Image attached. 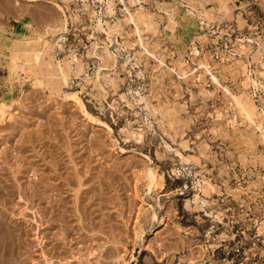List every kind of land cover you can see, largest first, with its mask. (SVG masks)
Here are the masks:
<instances>
[{"label": "rangeland", "instance_id": "obj_1", "mask_svg": "<svg viewBox=\"0 0 264 264\" xmlns=\"http://www.w3.org/2000/svg\"><path fill=\"white\" fill-rule=\"evenodd\" d=\"M10 1L0 0V12L3 10L4 15L0 13V21L5 23L0 30V101L16 100L13 120L18 119L21 123L12 120L7 126L2 125L6 129L3 127L0 131V151L11 144L8 141L12 140L10 122L20 126L25 120L24 126L29 130L41 124L44 126L46 122L49 126L45 124L44 128L48 126L52 132L47 134L49 140H46L56 144L58 151H63L69 176L74 177L78 169L83 174H88L89 170L88 176L94 174L92 180L98 184L95 188L103 187L108 192L106 206L97 210L95 221L97 225L102 219L106 222L104 233L92 232L88 223L83 228L76 219L72 223V235L65 240H59L60 237L53 243L42 240L43 233L49 231L38 226L39 206L22 200L19 193L10 196L7 205L0 208L21 222L24 233L20 255L26 260L23 264H173L179 256L180 264H210L219 254L223 260V253L239 251L238 264H258L256 258L262 254L264 241V141L260 136L261 132L264 133V0H113V14L107 8L108 0H90L95 1L92 6L97 12L93 19L87 12L77 10V4L83 6L82 0H70L67 2L69 8H66L70 26L65 36L69 37L66 45L62 42L67 47L72 46L74 53L86 55L94 41L100 46L105 45L107 36L96 27L99 17L104 29L108 30L104 23L113 24L115 20L128 16L126 8L135 11L141 5L153 21L150 28L140 26L144 47H147L142 46L134 26L123 22L124 28L115 36L121 45L120 56L125 58L124 66L110 69L104 66L105 69L100 71L105 77L99 85L94 78L99 62L91 59V55L87 56L81 75L76 74V68L70 71L68 87L58 83L55 63L70 55L69 48L67 55L62 52L56 56L53 53L55 58L43 55L39 62L30 56L35 50L31 51L27 58L30 66L18 69V76H15L18 86L16 84L9 95L8 59L12 55V40L40 32L42 41L53 47L60 37L54 38L43 32V19L35 25L27 16L10 9ZM21 2L23 7L28 5V9L38 14L51 13L57 19H65V14L54 5L64 6L63 0ZM168 2L172 4L167 5ZM76 10L81 13L80 19H76ZM89 36H94L95 40ZM2 38L10 42L6 43ZM130 42L134 46L129 45ZM33 46L36 50L46 48L44 43H34ZM172 68L177 69L182 77H178ZM210 72L238 95V101L214 83ZM186 73L187 77L183 76ZM72 92L79 93L82 104L67 97ZM18 103L23 104L22 108ZM245 104L248 112L240 107ZM250 104H255L254 109ZM34 105L40 106L37 107L41 111L38 117L31 113L37 109L33 108ZM42 108L47 112H42ZM128 120H138L139 124L137 121L136 126H126ZM127 127L132 132L134 129L139 136L121 132ZM18 132L21 135L23 128ZM14 160L17 159L13 158L10 163ZM149 170L155 172L158 180L151 190L145 174ZM139 177L145 178L139 181ZM176 178H180L183 195L178 192L173 197L170 195L162 211L166 207L172 215L161 217L158 205L169 192L165 191L167 183H173ZM69 192L68 199L72 204L74 191ZM0 196L4 195L0 192ZM175 203L178 209L172 212ZM70 209L74 211L75 207L70 206ZM185 211L191 217L189 222L183 219ZM153 212H157L156 217ZM144 218L152 220L153 225L142 234ZM52 231H59V226ZM112 231L116 235L115 243L109 237ZM52 244L56 247L53 248ZM242 244L245 250L238 248ZM222 260L217 264H224Z\"/></svg>", "mask_w": 264, "mask_h": 264}, {"label": "bare ground", "instance_id": "obj_2", "mask_svg": "<svg viewBox=\"0 0 264 264\" xmlns=\"http://www.w3.org/2000/svg\"><path fill=\"white\" fill-rule=\"evenodd\" d=\"M22 0H12L11 3V7L9 5V8L15 10L18 14H20L21 16H27L31 23H34L36 25L39 24L38 21L41 19L44 20L45 22V27L43 29V27H39L41 25L38 26L39 28L43 29V32H48L50 35L54 36V38L59 37V39L55 40V46L51 44H47L44 41H42V36L41 34L37 33L35 36H26L24 37V39H20L17 38L15 40H12V44H13V48H12V55H11V59L9 60V77H8V81H9V95L11 94L13 88L16 87L17 82L15 81V76H18V69H22V68H26V65L28 64L27 58L28 56L31 54V51L35 50V53H33L32 56L35 60H37L38 62L40 61V59L47 55L52 56L53 53L56 56L58 53H64V55L68 54L70 52L69 56H63V59H61V61L56 62V73H58V77H56V79L59 81L58 83L65 85L66 87H68L69 84V74L70 71L74 68H76V74L77 75H81V72L84 70L85 65L84 64V60L87 59V56L91 57V59H96L99 62V69L97 71L94 72V78H95V83H98L99 85H101V80L102 78H104L101 75V71L100 70H104V66L105 67H110L114 68V67H118V66H124V61L125 58H122L120 55L121 52V45L119 44L118 40L116 39L115 34L116 33H120L119 31L121 29H123V22L128 23L127 25H133L134 26V30L136 33H138L139 35V40L142 44V46L144 47V43L142 40V36H141V30H140V26L142 25H147V28H150V23L153 22L151 20V17H149V14L147 13V11L145 10V8L141 5L139 6L135 11H131L129 8H126L127 11V15L123 17L122 19H117L115 20V22L113 24H109L110 22L104 23L106 26L108 25V30L104 29V25H103V20L99 17L97 21V28L98 31L101 30V33L105 34L107 36V42H105L104 46H100L99 43L97 41L92 42V44L90 45V49L88 51H86V55H80L74 53V50H71L72 46H65L66 45V40L69 37H65L67 36V31H68V27L69 25V19L70 17H68L66 15L67 11L66 8H69L67 2H69L70 0H63V3H65V5H60L58 3H54L55 8L58 11H61L62 13L65 14V19H60V17L57 19L53 16V14H44V13H36L35 11L28 9L26 6L23 7V4L21 2ZM26 2L29 3H38V1L40 0H24ZM52 1V0H51ZM62 1V0H61ZM75 1V0H74ZM83 1V6L80 7L77 6V10L84 11L85 13L87 12L88 14L92 15V19L93 17L97 14V12L95 11V9H93L92 3H94L93 1L91 2L90 0H82ZM122 1V0H121ZM9 2V1H8ZM73 2V1H72ZM9 3V4H10ZM24 3V2H23ZM52 3V2H51ZM134 3V2H133ZM67 4V5H66ZM167 5L172 4L171 3H166ZM4 5V4H3ZM30 5V4H29ZM32 5V4H31ZM39 5V4H38ZM5 6V5H4ZM37 6V5H36ZM113 0H108V9H109V13L113 14L114 10H113ZM1 7V6H0ZM34 7V6H33ZM3 8V6H2ZM6 8V7H5ZM168 8V7H167ZM171 8V7H170ZM13 10L11 13H13ZM35 10V9H34ZM38 10V8H37ZM78 12L77 14L75 13L76 19H80V12ZM3 11V10H2ZM2 11L1 16L2 15ZM100 11V10H99ZM167 12V9L164 10V12ZM6 12V10L4 11ZM105 12V11H104ZM103 12V13H104ZM10 13V14H11ZM80 13V14H79ZM218 13V12H217ZM4 14V13H3ZM8 15V13H6ZM167 14V13H166ZM13 15V14H12ZM55 15V14H54ZM83 15V14H82ZM89 15V16H90ZM16 16V13H15ZM58 16V15H57ZM70 16V15H69ZM73 16V15H72ZM170 16V15H168ZM17 18V17H16ZM20 18V17H19ZM24 18V17H23ZM104 18V17H103ZM107 18V17H106ZM170 18V17H169ZM71 19H73L74 22V16L71 17ZM72 21V20H71ZM108 21V20H107ZM1 22V21H0ZM5 22V21H4ZM155 22V21H154ZM174 22V21H173ZM172 22V23H173ZM246 23V22H245ZM174 24V23H173ZM1 29H2V25H5V23L3 24L1 22ZM8 25V24H7ZM43 25V24H42ZM149 25V26H148ZM157 24H155L156 26ZM22 26V25H21ZM125 26V25H124ZM132 26V27H133ZM196 26V25H195ZM151 27L154 28V25ZM167 28H170V25H166ZM6 28V27H4ZM95 28V27H94ZM133 29V28H132ZM156 29V27H155ZM12 30V29H11ZM45 30V31H44ZM31 31V30H30ZM170 32H172L171 30H169ZM18 32V31H17ZM100 32V31H99ZM1 33V32H0ZM45 35V34H44ZM69 35V34H68ZM193 35V34H192ZM19 36V35H18ZM96 37V36H95ZM63 38H65V40H63ZM90 39L95 40L94 36H89ZM3 39V38H2ZM44 39V38H43ZM98 39V38H97ZM105 39V38H104ZM127 39V37H126ZM6 43L10 42V40H4ZM46 41V40H45ZM64 41L65 45H64ZM103 41V40H102ZM193 41V40H192ZM77 42V41H76ZM75 42V43H76ZM80 42V41H79ZM35 44H39V43H44V50L38 49L36 50L33 45ZM73 43V42H72ZM78 43V42H77ZM53 44V43H52ZM140 44V43H139ZM147 44V43H146ZM47 45V46H46ZM68 45V44H67ZM129 45H133L134 44L132 42L129 43ZM126 46V45H124ZM79 47V46H78ZM89 47V46H88ZM147 47V46H146ZM144 47V48H146ZM194 47V46H193ZM67 48H69V52L67 53ZM262 48V47H261ZM52 49H54V52L52 51ZM115 51L118 53L116 54ZM148 52L149 55H152L151 52H149V50H146ZM263 51V50H262ZM2 52V51H1ZM3 53V52H2ZM85 54V53H83ZM138 54V53H137ZM53 55V56H54ZM6 56V55H4ZM9 56V55H8ZM52 56V57H53ZM55 56L53 58H55ZM256 56V55H255ZM46 58V57H45ZM52 58V59H53ZM71 58V59H69ZM129 55L126 57V60H128ZM90 59V58H88ZM5 60V59H4ZM11 60V61H10ZM159 60L162 62V59L159 58ZM20 61H22L20 63ZM52 61V60H51ZM55 61V60H54ZM57 61V60H56ZM63 61V62H62ZM260 61V60H259ZM7 62V61H6ZM53 62V61H52ZM51 63V62H50ZM264 63V62H263ZM7 64V63H6ZM37 64V63H36ZM52 64V63H51ZM53 65V64H52ZM173 65V64H172ZM30 66V65H29ZM55 66V65H54ZM168 66V65H167ZM51 67V66H50ZM44 68V67H43ZM54 68V67H53ZM20 69V70H21ZM170 69V68H169ZM168 69V70H169ZM173 72L180 77L181 75L179 74L180 72L177 71V69L174 70ZM171 69V70H172ZM263 72V71H262ZM23 73V72H22ZM51 74V73H50ZM53 74V73H52ZM169 74V73H168ZM1 75V74H0ZM5 75V74H4ZM20 75V73H19ZM46 75V74H44ZM57 75V74H56ZM180 75V76H179ZM40 76V75H39ZM107 76V75H106ZM185 77H187V73L185 75H183ZM210 76L211 79L214 81V83L216 82V84H219V87L221 86L222 89H224V91L227 92V94H229L231 96V98L235 99L236 101H238V95H235L233 92L230 91V87L229 86H225L222 85L219 82V79L217 78V76L210 72ZM21 77V76H20ZM34 77V76H33ZM43 77V76H42ZM52 77V76H50ZM109 77V76H108ZM111 77V76H110ZM182 77V76H181ZM190 77V76H189ZM219 77V76H218ZM30 78V77H29ZM39 78V77H38ZM32 78H30L29 80H31ZM51 79V78H50ZM53 79V77H52ZM21 80V79H19ZM24 80V79H23ZM21 80V81H23ZM26 80V79H25ZM27 80V81H29ZM45 80V79H44ZM43 80V81H44ZM112 84H114V80L112 78L108 79ZM24 82V81H23ZM31 82V81H30ZM48 82V81H47ZM49 82L51 83V81L49 80ZM48 82V83H49ZM53 82V81H52ZM56 82V81H55ZM47 83V84H48ZM57 83V84H58ZM93 83V82H92ZM103 83V82H102ZM44 84V82H43ZM46 84V83H45ZM25 85V84H24ZM56 85V84H55ZM18 86V84H17ZM48 86V85H47ZM20 87V86H19ZM33 87V86H32ZM51 87H53V83L51 85ZM59 87V86H58ZM57 87V88H58ZM62 87V86H61ZM102 87V86H101ZM38 88V87H37ZM46 88V87H45ZM50 88V87H49ZM54 88V87H53ZM51 89V88H50ZM38 90V89H37ZM44 90V89H43ZM55 90V89H54ZM53 90V91H54ZM16 91V90H15ZM33 91V90H32ZM35 91V90H34ZM42 91V90H41ZM51 91V90H50ZM32 93V92H31ZM38 93V92H37ZM207 94V93H206ZM14 95V94H13ZM56 95V94H55ZM41 96V95H40ZM150 96V95H149ZM209 96V95H208ZM8 97V96H7ZM35 97V95H34ZM38 97V96H37ZM52 97V96H51ZM67 97H69V99H72L76 102L81 103V97L79 96V93L75 92L72 94H69ZM29 98V97H28ZM19 99V98H18ZM32 99V98H31ZM35 99V98H34ZM37 99V98H36ZM143 98H140V100H142ZM145 99V98H144ZM240 100V99H239ZM16 101V100H15ZM15 101H11L8 102L6 99L0 101V131H2L4 126H7V123H9V121L12 122V120L14 119L13 116L15 117V115L12 113V111H14V102ZM25 101V100H24ZM235 101V102H236ZM251 101V100H250ZM48 102V101H47ZM244 102V101H243ZM16 103V102H15ZM33 103V102H31ZM37 103V102H36ZM53 103V102H52ZM83 103V102H82ZM81 103V104H82ZM248 104V102H246ZM39 104V103H38ZM147 104V103H146ZM19 106L23 105V104H19ZM25 105V104H24ZM27 105V104H26ZM148 105V104H147ZM244 105V104H243ZM255 106V104H253ZM252 104H250L251 108L254 109V106ZM31 106V105H30ZM146 106V105H145ZM248 106V105H247ZM249 106V107H250ZM17 107V106H16ZM27 107V106H25ZM36 106L34 105V109H36L37 107L40 106ZM42 107V106H41ZM242 108V110H246V104L245 106H240ZM19 109V107H17ZM22 108V106H21ZM20 108V109H21ZM30 108V107H29ZM32 108V107H31ZM240 108V111H241ZM250 108V109H251ZM16 109V108H15ZM249 109V108H248ZM249 109V111H250ZM251 109V110H252ZM26 110V109H25ZM28 110V109H27ZM40 109H36L33 110L31 113L35 116L38 117L41 114V111H39ZM47 112L45 111V109L42 108V112ZM85 110V109H84ZM19 111V110H18ZM28 111H31L28 110ZM21 112V111H20ZM19 112V114H20ZM25 111H23L24 113ZM179 112V111H178ZM255 112V111H253ZM18 114V115H19ZM251 114V113H249ZM17 115V116H18ZM22 115V113L20 114ZM25 115V114H23ZM28 115V114H27ZM30 115V113H29ZM44 115V114H43ZM32 116V115H31ZM47 116V115H46ZM254 116V115H253ZM21 117V118H20ZM19 118L21 119V121L23 120L22 116H20ZM26 117V116H25ZM30 117V116H29ZM28 117V118H29ZM34 117V118H35ZM120 117V116H118ZM117 117V118H118ZM250 115L247 117L249 118ZM32 118V117H31ZM44 118V117H41ZM111 118V117H110ZM116 118V119H117ZM255 118V117H254ZM26 119V118H25ZM38 119V118H37ZM135 119V118H133ZM18 120V119H17ZM13 120L14 122H20V120ZM28 120V119H27ZM32 120V119H31ZM30 120V121H31ZM34 120V119H33ZM49 120V119H48ZM67 120V119H66ZM115 120V119H114ZM249 120V119H247ZM251 120V119H250ZM25 121V120H24ZM24 121L23 125L21 127L17 125H15L16 123H12L8 125V127L11 128V126L13 127L12 130L10 131V135H11V139L9 140L11 142L10 146L6 147L4 149H1L2 151H0V192L5 196H0V207L1 205L6 206L8 203V200L10 199V196L14 195L15 193H19V197L26 201L27 203H35L37 206H39L38 208V215H39V228L43 227V229L48 228L49 232H45L43 233L42 236V240L47 239L50 240V242H54L56 241L58 238H60L59 240H65L67 239L70 235H72V232L74 230V227L72 225L73 221L78 219V221H80L82 223V226H86V223L89 224L90 226V230L94 233L97 234H101L104 233V229H103V225L106 223L105 221H101V224L99 222L100 225H97L96 218L98 217L97 215V210L101 211L104 209V207L106 206L105 203V199L107 198V194L108 192L101 187L100 189L95 188L96 186H98V184L96 185V182L94 180H92L94 174H89V170L88 174H86L84 172H80L78 169V172H76L74 175V177H70L69 176V172L68 171V164L65 163V156H63V151L61 150L58 151V149L56 148V144L50 143L49 141H47L46 139L49 140L47 134L48 133H52L49 131V125L45 122V124H47L48 126H44L41 124L39 126H37L35 129H30L28 128V126H24ZM116 121V120H115ZM113 121V123L115 122ZM118 121V120H117ZM116 121V122H117ZM129 121V120H128ZM138 120H131L129 122L126 123V126H136V122ZM29 123V121H26ZM5 123V124H4ZM33 123V122H32ZM31 123V124H32ZM60 123V122H59ZM251 123H253L254 125H256L257 128L261 129L260 125L257 124L256 122H254L253 120H251ZM14 124V126H13ZM50 124V122H49ZM139 124V121H138ZM2 125H4L2 127ZM28 125V124H27ZM33 125H35L33 123ZM63 125V124H62ZM52 126V124H51ZM158 127V126H157ZM6 129V127H4ZM20 128H23V133L20 132L21 135H19L18 131L20 130ZM26 128L27 130H29L28 132L25 131ZM139 128V127H138ZM9 129V128H8ZM19 129V130H18ZM58 129V128H57ZM69 130V129H68ZM72 130V129H71ZM61 131V130H60ZM67 131V130H66ZM135 130L130 128H123L121 129V132L126 133L128 136H139L138 132H134ZM4 134L6 131H3ZM120 132V131H119ZM0 134L2 135V132H0ZM8 134V133H7ZM54 134V133H53ZM264 133L261 132L260 136L262 137L263 141H264ZM0 135V137H1ZM68 135V133H67ZM191 135V134H190ZM5 136V135H3ZM8 136V135H7ZM51 137V136H50ZM84 137V136H83ZM2 139V138H1ZM165 139V138H164ZM5 140V139H4ZM84 140V139H83ZM166 140V139H165ZM258 140V139H257ZM3 141V140H2ZM1 141V142H2ZM7 141V139H6ZM7 141V142H8ZM51 141V140H50ZM55 141V140H54ZM94 141V140H93ZM249 141V140H248ZM61 143V142H60ZM146 143V142H145ZM144 143V144H145ZM250 143V142H249ZM3 144V143H2ZM5 144V143H4ZM8 144V143H6ZM3 146V145H2ZM6 146V145H4ZM59 147V144H58ZM85 147V146H84ZM170 147V146H169ZM253 147V146H252ZM91 148V147H90ZM71 149V148H70ZM69 149V150H70ZM97 151V150H96ZM263 151V150H262ZM16 152V154H14ZM261 152V151H260ZM263 154V153H262ZM152 155V154H151ZM14 159V162H11ZM75 158V157H74ZM162 158V157H161ZM71 161V160H70ZM163 161V160H162ZM67 162V161H66ZM5 163V165H4ZM74 163V162H73ZM88 163V162H87ZM17 164L15 168L14 165ZM22 164V165H21ZM91 165V164H90ZM116 165V164H115ZM130 166V165H129ZM148 166V165H147ZM10 167V168H9ZM92 167V166H91ZM164 168V167H163ZM15 169V170H14ZM89 169V168H88ZM67 172V173H66ZM66 173V174H65ZM163 173V172H162ZM20 174V175H18ZM96 174V173H95ZM147 174V176L145 175ZM144 175L148 178L149 183L148 184V189L151 190L153 187H155V184L157 183V176L155 174V172H152L151 170L147 171ZM101 175V174H100ZM113 175V174H112ZM143 175V176H144ZM162 175V174H161ZM103 176V175H102ZM160 176V175H159ZM108 177V176H107ZM14 178V179H12ZM140 178V177H139ZM142 179L145 177H141ZM141 178L139 181H141ZM146 178V179H147ZM101 179V177H100ZM115 180V179H114ZM213 180V179H212ZM117 181V180H116ZM161 181V180H160ZM170 181V180H169ZM172 181V180H171ZM138 182V181H137ZM181 181L180 178H176L175 180H173V183H167V187L165 188V191H169L172 190L173 188L174 191L172 190V192H168V194L165 193L163 199L161 200V202L157 199V201H159V211H161V217L164 215L170 216L171 214V210L170 209H166V207H164L163 211H162V207L164 205H166L165 200L167 198L173 197L175 196V194L178 192V195H183V193L181 192L183 190V187H181L180 185ZM77 185L75 188L73 185ZM137 184V183H136ZM160 186L162 185L161 182L158 183ZM198 184V183H197ZM139 185V184H138ZM145 185V184H144ZM102 186V185H101ZM104 186V185H103ZM142 186V185H141ZM153 186V187H152ZM212 189L214 188V186H212L211 184L209 185ZM109 187V186H108ZM200 187V186H199ZM205 187V186H204ZM119 188V187H118ZM140 188V187H139ZM142 188V187H141ZM140 188V190H141ZM203 188V187H202ZM201 188V190H202ZM180 189V190H179ZM188 189V188H187ZM186 189V190H187ZM211 189V190H212ZM178 190V191H177ZM69 191H74L73 192V202L72 204H70V201L68 198H70V194L71 192ZM164 191V192H165ZM107 192V194H106ZM122 192V191H121ZM152 192V191H151ZM180 192V194H179ZM212 193V192H211ZM138 194V193H137ZM206 194V193H205ZM226 194V193H225ZM159 195V194H158ZM197 195V194H196ZM71 196V199H72ZM138 196V195H137ZM19 198V199H20ZM159 198V197H157ZM197 198V197H195ZM172 199V198H171ZM175 197H174V202H175ZM234 199V198H233ZM107 200V199H106ZM195 200V199H194ZM198 200V199H197ZM206 200V199H205ZM96 201H99V203H96ZM204 203V200L202 201ZM240 202V201H239ZM191 204V203H190ZM32 205V204H31ZM105 205V206H104ZM171 205V204H170ZM70 206L75 207V210L72 211V209H70ZM94 206V208H92ZM96 206V207H95ZM35 207V206H34ZM180 208V207H179ZM74 209V208H73ZM178 209L177 204H174V208L172 210V212H176V210ZM5 211V210H4ZM4 211L1 210L0 208V264H23L24 261H26L25 259L22 258V256L20 255V248L22 245V235H23V231L20 228V224L21 222H18V220L12 218V216L10 217L7 213H5ZM210 211V210H209ZM213 211V210H212ZM221 212V211H219ZM148 213V212H147ZM182 214L184 213L181 212ZM211 213V212H210ZM217 213V212H216ZM157 212H153V217H156ZM159 214V213H158ZM147 215V214H146ZM172 215V214H171ZM158 217V215H157ZM148 218V217H147ZM149 219V218H148ZM157 219V218H156ZM183 219H185V221L189 222L191 220L190 215H186V211H185V217H183ZM253 219V218H252ZM77 221V222H78ZM98 222V221H97ZM103 222V223H102ZM109 222V221H108ZM111 222V221H110ZM144 227H142L141 225V230L140 232H143L146 230V228H149V225L151 227V222L150 221H146V218H144ZM114 225V224H113ZM56 226H59V231L57 232H53L52 229L55 228ZM102 227V228H101ZM105 227V226H104ZM264 227V225H263ZM84 228V227H83ZM41 228V230H43ZM260 229V228H259ZM262 230V229H261ZM97 231V232H96ZM151 231V229H150ZM260 232V231H259ZM263 232V231H262ZM94 233L92 235H94ZM107 233V232H106ZM243 233V232H242ZM31 234V233H30ZM244 234V233H243ZM52 235V237H51ZM254 235V234H253ZM262 235V233H261ZM115 234L114 231L110 232L109 237L114 241V243L116 242V238H115ZM213 236V235H212ZM252 236V235H251ZM262 238L264 240V233L262 235ZM216 239V238H215ZM243 239V238H242ZM77 241V240H76ZM258 241V240H257ZM46 242V241H45ZM65 242V241H64ZM246 242V241H244ZM254 242V241H253ZM263 246L261 247V253L259 254V257L257 256L256 253V260H258V264H264V241H262ZM43 243V241L41 242ZM242 242H240L241 244ZM248 243V242H247ZM62 244V243H61ZM53 248L56 247V245L52 244ZM23 246V245H22ZM212 246V245H211ZM241 246V245H240ZM248 246V245H247ZM51 247V246H50ZM66 247V246H65ZM174 247V246H173ZM236 248V247H235ZM238 248H241L242 250H245L244 245L242 244L241 247L238 246ZM22 249V248H21ZM68 249V248H67ZM44 251V250H42ZM48 251V250H47ZM56 251V250H55ZM110 249L108 248L107 252H109ZM222 251V250H221ZM41 252V251H40ZM59 252V251H58ZM223 252V251H222ZM238 252V251H237ZM240 252V251H239ZM238 252V253H239ZM217 253V252H216ZM238 253H234V252H225L223 253V260L221 259V254L218 255L217 259L214 260V262L211 261L210 264H217V261H221L224 264H238L239 260H238ZM25 254V253H24ZM73 254V253H72ZM112 254V253H109ZM45 255V254H44ZM52 256V255H51ZM66 256V255H65ZM162 256V255H161ZM40 257V256H39ZM47 258V256H45ZM73 257V256H72ZM110 257V256H109ZM70 258V257H69ZM216 258V257H215ZM50 259V258H49ZM180 256L176 258V260H178V263H176L174 261L173 264H180L182 263L180 261ZM45 261V260H44ZM173 261V260H172ZM48 262V261H47ZM51 263V262H50ZM89 263V261H88ZM248 263V262H247ZM72 264V263H71ZM82 264V263H81ZM243 264V263H241Z\"/></svg>", "mask_w": 264, "mask_h": 264}]
</instances>
